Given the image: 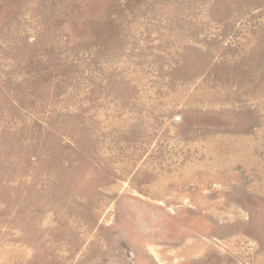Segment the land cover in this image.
<instances>
[{
    "label": "rangeland",
    "instance_id": "obj_1",
    "mask_svg": "<svg viewBox=\"0 0 264 264\" xmlns=\"http://www.w3.org/2000/svg\"><path fill=\"white\" fill-rule=\"evenodd\" d=\"M0 264H264V0H0Z\"/></svg>",
    "mask_w": 264,
    "mask_h": 264
}]
</instances>
